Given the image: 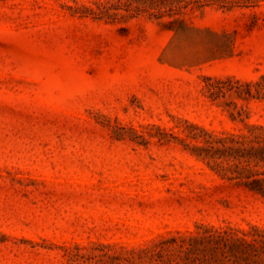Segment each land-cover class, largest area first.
I'll return each instance as SVG.
<instances>
[{"label":"rangeland","instance_id":"rangeland-1","mask_svg":"<svg viewBox=\"0 0 264 264\" xmlns=\"http://www.w3.org/2000/svg\"><path fill=\"white\" fill-rule=\"evenodd\" d=\"M0 264H264V0H0Z\"/></svg>","mask_w":264,"mask_h":264}]
</instances>
